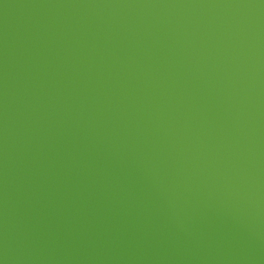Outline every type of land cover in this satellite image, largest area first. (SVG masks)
<instances>
[{
    "label": "water",
    "instance_id": "1",
    "mask_svg": "<svg viewBox=\"0 0 264 264\" xmlns=\"http://www.w3.org/2000/svg\"><path fill=\"white\" fill-rule=\"evenodd\" d=\"M0 264H264V0H0Z\"/></svg>",
    "mask_w": 264,
    "mask_h": 264
}]
</instances>
